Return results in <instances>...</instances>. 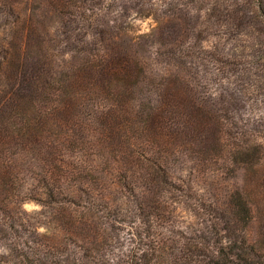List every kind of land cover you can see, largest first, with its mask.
<instances>
[{
  "label": "trees",
  "instance_id": "16d2710c",
  "mask_svg": "<svg viewBox=\"0 0 264 264\" xmlns=\"http://www.w3.org/2000/svg\"><path fill=\"white\" fill-rule=\"evenodd\" d=\"M92 1L40 0L58 17L56 41L73 58L63 66L47 48L54 37L46 28L6 2L14 19L0 46V264H264L263 145L242 142L240 131L228 132L227 144L228 117L206 109L178 68L170 78L172 71L156 66L145 49L151 34L99 21ZM177 156L208 167L238 161L254 176L231 194L240 201L228 210L200 206V226L182 243L146 229L109 258L98 219H112L120 205L103 191L133 196L139 227H150L165 219L163 196L175 186L168 162ZM26 187L49 200L67 198L55 221L64 229L59 242L24 217V203L41 201L26 196ZM103 202L107 216L93 210ZM257 217L251 238L243 225Z\"/></svg>",
  "mask_w": 264,
  "mask_h": 264
},
{
  "label": "rangeland",
  "instance_id": "374dc122",
  "mask_svg": "<svg viewBox=\"0 0 264 264\" xmlns=\"http://www.w3.org/2000/svg\"><path fill=\"white\" fill-rule=\"evenodd\" d=\"M8 1L17 2L18 13L32 16L54 37L47 48L55 54L57 64L63 66L72 61L64 51L67 46L56 41L62 34L58 17L40 0H0V46L5 43L6 28L14 19V15L6 13ZM89 4L97 7L99 21L127 26L129 35L151 34L145 49L151 55L155 53L156 66L172 71L170 78L178 68L188 91L202 100L206 109L228 117L227 144L233 141L230 135L240 131L242 142L260 143L264 148V0H94ZM148 10L151 14L145 13ZM115 32L120 30L115 28ZM121 43L126 46L128 36L123 35ZM225 165L220 161L208 167L186 156L173 157L168 162V172L175 186L163 196L165 219L155 220L150 227H139L138 218L132 212V201L136 202L133 196L124 191L104 190V195L119 203L120 210L119 213L109 211L112 219H98L107 236L103 252L109 258L114 256L119 249L132 246V232L144 233L146 229L154 233L153 237L168 235L178 244L185 240L184 235L192 237V231L200 226L196 215L200 206L212 204L228 210L232 201L237 204L240 201L237 197L231 201V194L254 176L253 171L242 170L238 161ZM262 166L261 173H264V159ZM30 182L26 179L25 186L29 188ZM27 187L26 196L41 201L24 203L28 211L24 217L37 224L51 243L59 242L64 229L55 221L61 209L68 206L67 198L49 200ZM43 202L46 205H41ZM102 204L106 205L103 202L93 210H99V216H107L106 211H100ZM260 220L257 217L243 225L251 238L258 234ZM23 231L24 238L31 236L28 227Z\"/></svg>",
  "mask_w": 264,
  "mask_h": 264
}]
</instances>
